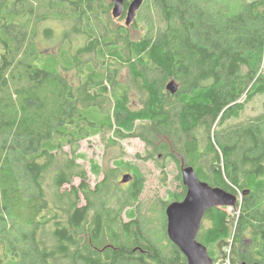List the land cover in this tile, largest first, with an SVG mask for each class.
<instances>
[{"label": "trees", "instance_id": "obj_1", "mask_svg": "<svg viewBox=\"0 0 264 264\" xmlns=\"http://www.w3.org/2000/svg\"><path fill=\"white\" fill-rule=\"evenodd\" d=\"M111 8L0 0V264H187L166 234L165 208L185 195L181 171L151 232L140 167L118 158L99 178L102 167L78 152L106 132L108 144L137 137L146 148L137 157L157 153L159 167L182 159L200 180L241 195L234 214L205 211L198 240L218 264H264V107L242 117L264 97V0H143L128 26ZM42 20L75 24L82 45L40 52ZM118 170L132 180L115 186Z\"/></svg>", "mask_w": 264, "mask_h": 264}, {"label": "rangeland", "instance_id": "obj_2", "mask_svg": "<svg viewBox=\"0 0 264 264\" xmlns=\"http://www.w3.org/2000/svg\"><path fill=\"white\" fill-rule=\"evenodd\" d=\"M107 2H111L112 0H106ZM69 10H67L68 12ZM111 14V9H110ZM112 17V15H111ZM113 21L116 24H124L125 18H114ZM65 22H60L56 20H42L37 23L35 28V46L40 52L51 51L54 53H58L59 49L66 48L68 46L73 47L74 49L77 46H81L83 39L82 35L75 34V29L77 26L75 24H68ZM35 25H31V29L34 28ZM130 34L132 38H138L141 29L137 28H129ZM72 31V32H71ZM59 43L57 44V42ZM84 71H87V66H84ZM65 76L72 83L77 81L76 75L74 71H70L65 73ZM120 79L123 82H126L128 79V73L126 68H122L120 70ZM131 87V86H130ZM129 102L132 107H139L141 105L140 95L137 92V89L132 86L129 91ZM264 107V97H257L252 102H250L244 111L243 116H253L261 112V109ZM110 135V132H106L105 135L101 136H93L87 139L81 140L78 143V152H83L86 154L87 158H92L102 167L103 175L99 178H102L107 173H110V169L112 168L113 161L115 159L121 158L123 161L133 162L140 167V170L143 172L146 178V190L143 193V203L147 206V215L146 219L150 227V231L152 229L159 230L160 224L162 223V214L159 203L161 200H165L168 190H176L180 191L179 183L177 181V177L180 173V168L183 166V160L180 159L179 164H174L172 162L166 163L167 165L164 167H159L156 164L155 157H157V153L153 155V158H150L149 155L145 158L137 157V154H144L146 148L144 143L137 137H127L124 139H117V142L114 144H108L107 137ZM65 150L69 152V147H65ZM164 162L165 159L159 157V162ZM78 162L87 170L88 178L87 181L89 185L92 187L96 183L95 181L98 178H94L89 173V164L86 160L79 159ZM163 169L166 171V178L163 175ZM179 169V171H178ZM124 172H128L126 170H118L115 173H111L110 181L117 185H125L126 183H122L121 177ZM165 178V179H164ZM79 179L75 177L73 179L74 184H78ZM241 195H236L238 204ZM236 201V203H237ZM227 208L226 211L230 214H234L238 206H225ZM152 232V231H151ZM199 233V232H198ZM158 238V237H157ZM198 240V236H197Z\"/></svg>", "mask_w": 264, "mask_h": 264}, {"label": "water", "instance_id": "obj_3", "mask_svg": "<svg viewBox=\"0 0 264 264\" xmlns=\"http://www.w3.org/2000/svg\"><path fill=\"white\" fill-rule=\"evenodd\" d=\"M124 1L112 0L111 14L114 18L122 14ZM142 1L129 2L125 13L126 26L134 19ZM166 88L174 93L177 85L169 81ZM180 171L186 191L182 200L172 201L165 208L167 237L185 256L187 264H213L207 247L197 240L201 219L208 208L235 205L236 195L200 180L190 165L182 166ZM129 178L130 175H124L122 181Z\"/></svg>", "mask_w": 264, "mask_h": 264}, {"label": "flooded vegetation", "instance_id": "obj_4", "mask_svg": "<svg viewBox=\"0 0 264 264\" xmlns=\"http://www.w3.org/2000/svg\"><path fill=\"white\" fill-rule=\"evenodd\" d=\"M131 0H125L124 1V4H123V11H122V14L120 15V17H117V18H125V13H126V10H127V7H128V4H129V2H130ZM124 175H130V178L127 180V181H125L124 183H128V182H130L131 180H132V174L130 173V172H124L123 174H122V177H121V180H122V178H123V176ZM122 183H123V181H122ZM184 186V185H183ZM185 187V186H184ZM184 191H186V187H185V190ZM184 194H185V192H184ZM183 197H184V195H183ZM183 197L181 198V199H183ZM207 210V209H206ZM205 210V211H206ZM205 211H204V214H203V217H202V219H201V223H200V228H201V226H202V222H203V220H204V215H205ZM200 228H199V230H200ZM199 232V231H198ZM199 241V240H198ZM201 242V241H200Z\"/></svg>", "mask_w": 264, "mask_h": 264}, {"label": "bare ground", "instance_id": "obj_5", "mask_svg": "<svg viewBox=\"0 0 264 264\" xmlns=\"http://www.w3.org/2000/svg\"><path fill=\"white\" fill-rule=\"evenodd\" d=\"M119 17H120V16H119ZM175 201H180V200H175ZM213 264H218V263L213 261Z\"/></svg>", "mask_w": 264, "mask_h": 264}]
</instances>
